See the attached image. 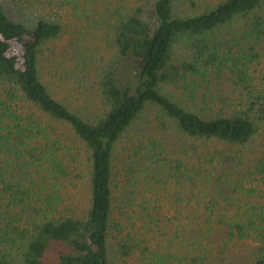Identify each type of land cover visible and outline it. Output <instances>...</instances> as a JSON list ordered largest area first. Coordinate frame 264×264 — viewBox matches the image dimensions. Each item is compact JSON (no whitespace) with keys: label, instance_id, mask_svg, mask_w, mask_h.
<instances>
[{"label":"trees","instance_id":"1","mask_svg":"<svg viewBox=\"0 0 264 264\" xmlns=\"http://www.w3.org/2000/svg\"><path fill=\"white\" fill-rule=\"evenodd\" d=\"M263 69L264 0H0V264H264Z\"/></svg>","mask_w":264,"mask_h":264},{"label":"rangeland","instance_id":"2","mask_svg":"<svg viewBox=\"0 0 264 264\" xmlns=\"http://www.w3.org/2000/svg\"><path fill=\"white\" fill-rule=\"evenodd\" d=\"M74 29H75L74 25L71 26L70 28L68 27L66 29L65 33L63 34V36L58 41L50 44L51 46L55 47V57H57V59L59 61H61V60L64 61L70 54H73V53H71V51H68V50H66L64 52L63 48L65 47L64 45L67 42H68L67 43V47H68V44L71 41V39H69L70 38V34L72 32H74ZM227 31H229V29H227ZM225 32L226 31H224V33ZM222 33H223V31H222ZM219 35L221 36L222 34H219ZM222 37L224 38V37H226V35L223 34ZM98 38H100V37H98ZM93 39H95V38L93 37ZM54 67H55L54 63L51 64V61H50V59L48 57L42 63L41 70L44 73L45 81L46 80H50L49 70L56 71V69H54ZM177 92H180V91L177 90ZM126 140L127 139H126V134H125L120 139L119 143H117V146H116V150H115V165L118 168V171H122L123 170V166L126 165ZM260 140L257 141V142H252L247 147H244V152L249 154V156L251 158L255 157V155L252 154V152H253L252 146L256 147V150H259ZM181 143H182V140H174L173 142H171L170 145L172 146V150L179 149L181 147ZM208 145H210V144H208ZM212 146L214 148H222L223 147L220 144H212ZM2 204H3L2 208H4V205L6 204V202H2ZM251 245H253V243L250 244V242H247V243L242 244V245H240V246H238V247H236L234 249L235 254H237V255H234V258H233V263L234 264L237 263V262H240V260H242L241 256H243L245 254V252H247L250 249ZM243 246H244V249H243ZM247 262L244 263V264H247ZM117 264H126V262L124 263V260H120V261L117 262Z\"/></svg>","mask_w":264,"mask_h":264}]
</instances>
